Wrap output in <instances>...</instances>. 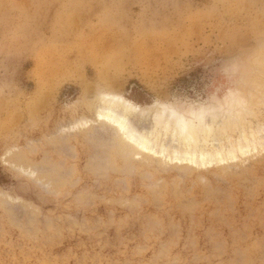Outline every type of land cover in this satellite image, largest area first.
<instances>
[{
	"label": "rangeland",
	"instance_id": "obj_1",
	"mask_svg": "<svg viewBox=\"0 0 264 264\" xmlns=\"http://www.w3.org/2000/svg\"><path fill=\"white\" fill-rule=\"evenodd\" d=\"M0 264H264V0H0Z\"/></svg>",
	"mask_w": 264,
	"mask_h": 264
},
{
	"label": "bare ground",
	"instance_id": "obj_2",
	"mask_svg": "<svg viewBox=\"0 0 264 264\" xmlns=\"http://www.w3.org/2000/svg\"><path fill=\"white\" fill-rule=\"evenodd\" d=\"M105 99V98H104ZM108 100V99H107ZM112 100V99H111ZM109 102V101H108ZM106 103V102H105ZM110 105L111 106H117V108L119 107L120 108V110L123 112V113H133L135 110H136V107H134L132 104H130V103H128V102H126V101H124L123 99H119V98H117V100H112L111 102H110ZM105 107V106H104ZM113 108V107H112ZM112 108H106L103 112H100L99 113V119H101V120H103L104 119V121L106 120V121H108L109 123H111V124H113V126H115L116 128H117V130H118V134H120L121 132L123 133V135L125 136L124 138H125V140L126 139H128V142H132L133 144L132 145H136L139 149H141V150H144V151H148L150 148V146H149V142L151 143V141H148L146 138H148V137H146V136H144V137H146V138H144L143 136L142 137H139V136H141V135H137V134H132V132H130V130H128V128H127V124L128 123H126V120H125V118L124 117H117V116H115L114 115V110L115 109H117V108H115L114 110H112ZM163 110V109H162ZM162 110H161V112H162ZM156 112V111H155ZM124 114V115H125ZM159 114H160V112H159ZM121 115H122V113H121ZM127 115V114H126ZM157 115H158V113H157ZM240 117V116H239ZM162 121V120H161ZM183 122V121H182ZM231 125L230 126H232V123H230ZM194 126H193V124H191V125H189L188 123H184L183 122V124H182V126H181V128H180V131H181V134L185 137V139H188V140H193L192 139V135H194ZM134 131V130H133ZM121 135V134H120ZM122 135V136H123ZM136 135L138 136V137H136ZM121 139H123L122 137H120ZM182 138V137H181ZM182 140V139H181ZM127 141V140H126ZM122 142V141H121ZM182 142H183V140H182ZM191 141H189V143H190ZM188 142H186V144L188 145L189 144ZM152 144V143H151ZM185 144V143H184ZM191 145V144H190ZM135 146V148H137ZM151 148H153V147H151ZM152 150V149H151ZM154 150V149H153ZM163 151V153H164V149H162ZM195 151V150H194ZM150 152H152V151H150ZM152 153H154V151L152 152ZM156 153V152H155ZM161 153V152H160ZM162 153V154H163ZM193 153V152H192ZM195 153H193V154H186L182 159L184 160V161H189V162H191V163H195V161H196V157H195V155H194ZM217 155V154H216ZM206 156H208V154H202L201 156H199L200 157V159L201 160H203ZM218 156V155H217ZM125 157V156H124ZM146 159V158H145ZM181 159V158H180ZM148 165V164H147Z\"/></svg>",
	"mask_w": 264,
	"mask_h": 264
}]
</instances>
